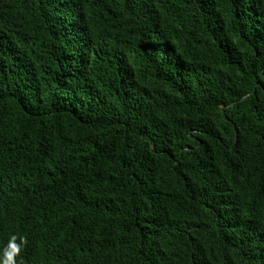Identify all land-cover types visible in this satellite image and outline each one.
Masks as SVG:
<instances>
[{"label": "trees", "instance_id": "obj_1", "mask_svg": "<svg viewBox=\"0 0 264 264\" xmlns=\"http://www.w3.org/2000/svg\"><path fill=\"white\" fill-rule=\"evenodd\" d=\"M264 264V0H0V255Z\"/></svg>", "mask_w": 264, "mask_h": 264}, {"label": "clouds", "instance_id": "obj_2", "mask_svg": "<svg viewBox=\"0 0 264 264\" xmlns=\"http://www.w3.org/2000/svg\"><path fill=\"white\" fill-rule=\"evenodd\" d=\"M17 236L12 235L8 245L3 250L2 255H0V264H17L16 256L19 255L24 244H26V239L20 237V243L17 242Z\"/></svg>", "mask_w": 264, "mask_h": 264}]
</instances>
